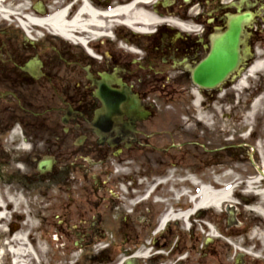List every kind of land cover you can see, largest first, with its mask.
Returning <instances> with one entry per match:
<instances>
[{"label":"flooded vegetation","instance_id":"obj_1","mask_svg":"<svg viewBox=\"0 0 264 264\" xmlns=\"http://www.w3.org/2000/svg\"><path fill=\"white\" fill-rule=\"evenodd\" d=\"M23 1L42 16L66 8L67 18L83 2L0 0V194L13 192L18 182L35 186L32 192L49 180L70 186L52 204L60 210L57 224L64 233L73 231L80 247H93L94 264H264L261 243L255 247L261 258L237 252L226 262L225 211L193 210L175 197L172 204L157 198L153 185L134 202L133 192H125V162L138 161L147 174L161 176L155 174L161 167L204 159L189 146H176L173 123L156 103H212L238 82L264 40V0H153L138 4L159 18L146 31L124 24V14L119 20L105 16L132 0H85L103 23L77 30L81 42L29 24ZM245 11L253 18L240 37L239 64L217 86L201 87L196 68L230 17ZM164 16L171 19L164 23ZM125 89L151 112L131 124L129 137ZM109 101L122 103L106 111ZM42 160L52 165L44 173L37 168ZM208 212L214 214L211 230L203 219ZM251 231L246 221V235Z\"/></svg>","mask_w":264,"mask_h":264},{"label":"rangeland","instance_id":"obj_2","mask_svg":"<svg viewBox=\"0 0 264 264\" xmlns=\"http://www.w3.org/2000/svg\"><path fill=\"white\" fill-rule=\"evenodd\" d=\"M55 3H59V0H54L52 4ZM57 41L56 38H51V43H57ZM258 47L254 62L264 61V40L258 43ZM262 85L264 86V69L257 71L252 79L248 78L242 85H238L236 82L233 86L225 88L223 95L212 103L205 102L202 106L197 107L186 100L173 103L157 102L156 105L159 106L162 114L173 123L171 126L173 131L170 129L174 134L170 137L173 142L177 146H189L191 150L199 151L204 159L198 160L200 157L198 156V158L161 167V171L155 172L156 175L161 176L147 174L148 168L141 170L138 161L130 164L125 162V192L133 188L132 194L136 196L132 200L133 202L138 199L141 191H146L151 185H156L160 180L169 178L168 183H165L166 181L161 183L155 196L157 198L165 196L168 197V200L171 198L172 204L174 196L176 197L180 193L189 194L191 191L197 190L195 188L197 182L213 188L219 186L216 184L218 180L221 186L222 184H232L235 181V185L238 186L233 191L228 204L234 206L235 216L241 215V218L234 224H229L227 216L224 223L226 262L232 261L239 250L248 251L251 258L256 251V244L251 247L243 245L245 236L243 238L239 235L235 239L234 236L228 234L230 231L237 233L243 231L242 233L246 234V221L248 225L249 223L254 225L256 223L254 218L257 219L256 211L251 208L256 206L255 204L262 198L254 191L245 196L249 194L245 181L250 176L258 174L257 167L264 169V98L261 99L264 89L256 92ZM258 93L260 94L258 95ZM256 103H260V111L255 116L253 114ZM204 117L208 120H205ZM248 153L252 154L253 161L250 160ZM144 172L147 174L145 177L141 174ZM262 183L264 185V182ZM14 187L16 190L13 191V194H11L10 188H7L6 192H1L3 197L9 194L17 197L20 204L13 205L9 201L6 203L7 207L4 208L7 217L0 221L2 226L0 228V244L3 250L0 264H24L25 262L27 264H94L92 261L93 247H80L75 243L78 240L75 233L70 231L65 234L57 224L60 210L53 207L52 204L60 196L57 192L67 190L70 186L63 183L56 184L49 180L34 192L32 191L35 186L29 187L27 183L18 182ZM39 190H44L46 193L38 195ZM181 205L189 204L183 198ZM213 215L212 212H208L203 216L204 220L210 218L213 221ZM220 216L218 217L221 220ZM44 218H47L48 221H45ZM29 223L32 230L30 228L27 230ZM260 224L262 225L263 221ZM256 227H252V230ZM197 230L201 232L200 228ZM40 232L47 238L44 237V240L38 238ZM15 233L27 235L25 246L29 247L31 244L32 248L29 252L31 256L20 254L16 257L17 255L9 251L10 247L7 243L10 242L11 235ZM34 236L35 240L33 241ZM15 258H17L16 261H14Z\"/></svg>","mask_w":264,"mask_h":264},{"label":"bare ground","instance_id":"obj_3","mask_svg":"<svg viewBox=\"0 0 264 264\" xmlns=\"http://www.w3.org/2000/svg\"><path fill=\"white\" fill-rule=\"evenodd\" d=\"M151 0H136L131 2V4L126 5L124 7H119V8H115L113 10V12L106 14L105 16H114L116 19L115 20H119L117 17L120 16V14H124V17H119L120 19L124 18L123 22L125 24H133L134 22L136 23H141L142 31H146L149 29L150 26H152L153 24L157 23L159 21V18L157 16H154L150 13H144L143 9L140 8L139 5H144L147 6L149 5ZM139 4V5H138ZM20 7L23 8L25 12V20H28V23L33 24L34 26L38 25V26H43L46 27L48 29L49 32H51L54 35H59L61 37L67 38V39H71L74 41L78 40V41H82L81 38H79L78 36L75 35V33H77L79 29L82 30H89V25L90 24H101L102 19H100L101 13H99L98 11L94 10L93 8H91L89 6V4L83 0L82 2V6L80 9L79 13H76L75 15H73L71 18H67V10L66 8H61L59 10H56L54 12V14H52L51 16H42L40 12L38 11H34V10H29L26 7V3L23 1V4L20 5ZM19 7V8H20ZM139 8V9H136ZM85 14L86 19L83 20L81 18L82 15ZM122 21V20H121ZM26 25V24H25ZM264 69V61L262 62H254L251 67L249 68V70L242 76L241 80L238 82V85H242L243 83H245L247 81V79L251 76H253L257 71ZM264 89V86H260V88H258V90L256 92H258L259 90ZM257 94V93H255ZM260 93H258L259 95ZM263 96H261L262 100L264 98V94H261ZM260 100V101H262ZM261 103V102H260ZM260 103H256L254 105L255 110H254V114L253 115H257L259 113V104ZM197 107L200 105L198 102L195 104ZM200 110V109H199ZM205 120H208V118L204 117ZM260 170V175H255L251 180L248 181V190L247 192L249 194H246L245 196L250 195L254 190H252V187L254 184L256 183H261L262 180H264V169H262L261 167L259 168ZM165 182L164 180H161L160 183ZM137 184V183H136ZM143 184V183H142ZM217 185L221 186L220 181L218 180L216 182ZM161 186L158 185L156 187V189H154V193L157 192V189H159ZM214 186L213 188L209 185H202L199 191V194L197 196H195L192 199V208L193 210L195 209H200V208H208L209 210L213 209L215 210V212H220L221 208H223L224 205L229 203V200L232 197L233 191L237 188L238 185H235V181L232 182V184H222V186ZM250 187V189H249ZM132 189L130 188L131 191ZM151 190V189H149ZM152 191V190H151ZM132 192V191H131ZM153 193V194H154ZM13 194V193H11ZM6 195V197H3L2 194H0V221L4 220L7 215H6V211H5V207L6 203L11 201V203L14 204H20V201L17 197H14L13 195ZM152 194V195H153ZM151 195V196H152ZM244 196V198H245ZM261 196L262 198L260 199V202H257L255 205L253 206L251 209L256 211L257 214V219L254 218V221L256 223H254V225H252V223L250 224L252 227H256L254 230H252L249 235L246 236V238L244 239L246 244L248 243H257V245H260V243L262 245H264V188L261 191ZM247 198V197H246ZM248 200V199H247ZM248 202V201H246ZM231 206V205H229ZM234 208V206H233ZM250 209V210H251ZM263 221V224L261 225L260 223ZM2 226L0 225V228ZM30 227V223L27 226V230ZM213 232H210V235H212ZM229 236H234L233 238L237 239V236H239V234L237 232L234 231H230V233L228 234ZM27 235L26 234H22V233H15L11 235L10 238V242H8L7 244H9V250L10 252L14 253L15 255H17L16 257L23 255H30L29 252L31 251L30 249L31 244L29 247L25 246V241ZM44 234H42L41 232L38 233V238L44 240ZM47 238V237H45ZM33 241L35 240V236L32 239ZM19 243V245H18ZM1 244H0V261L2 259V255H3V250L1 249ZM32 258V257H31ZM17 258L14 259V261H16ZM25 262V261H23ZM24 264H27L26 262Z\"/></svg>","mask_w":264,"mask_h":264},{"label":"water","instance_id":"obj_4","mask_svg":"<svg viewBox=\"0 0 264 264\" xmlns=\"http://www.w3.org/2000/svg\"><path fill=\"white\" fill-rule=\"evenodd\" d=\"M253 18L251 12H243L232 16L223 34L215 41L208 56L195 70L196 80L204 87H213L224 75L231 72L239 63L240 37L243 35L244 25ZM108 106H111L108 103ZM115 109L107 108V111ZM125 112L130 116V122L146 118L150 113L141 108L138 99L125 91ZM130 122L125 124L130 127ZM125 131L130 128H126ZM49 161H41L39 168L48 169Z\"/></svg>","mask_w":264,"mask_h":264}]
</instances>
